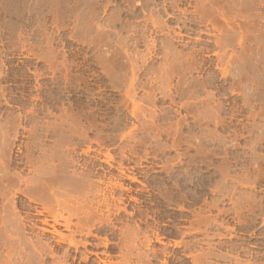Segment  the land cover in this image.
I'll use <instances>...</instances> for the list:
<instances>
[{
  "label": "rangeland",
  "instance_id": "1",
  "mask_svg": "<svg viewBox=\"0 0 264 264\" xmlns=\"http://www.w3.org/2000/svg\"><path fill=\"white\" fill-rule=\"evenodd\" d=\"M74 257L264 264V0H0V263Z\"/></svg>",
  "mask_w": 264,
  "mask_h": 264
},
{
  "label": "bare ground",
  "instance_id": "2",
  "mask_svg": "<svg viewBox=\"0 0 264 264\" xmlns=\"http://www.w3.org/2000/svg\"><path fill=\"white\" fill-rule=\"evenodd\" d=\"M100 190V189H99ZM97 193V192H96ZM101 194V193H100ZM98 195V194H97ZM98 197H100V199H94L93 201H91V206H94L95 207V209L96 210H98L99 212H101V213H104V211L106 210V212L108 213V215H109V213H110V206H111V203H110V198H108L107 196H105V195H103L102 197H101V195L99 196L98 195ZM59 199V198H58ZM65 202H63V204H64ZM59 205H60V201H59ZM92 210H93V208H92ZM69 211V210H68ZM95 211V210H94ZM94 211H92L93 213H94ZM90 213V212H89ZM92 214V213H91ZM97 214H99V213H97ZM100 215V214H99ZM98 220H99V217L97 218ZM101 221V220H100ZM70 225H71V222L70 221H67V224H66V227L67 228H70ZM83 226V225H82ZM65 227V228H66ZM66 228V229H67ZM42 229V231H49V230H47L46 228H41ZM54 230L52 231V233L54 232V233H56V234H59L61 237H62V239L65 237V235H63L62 234V232H59V230H57L56 229V227L54 226V228H53ZM71 230V229H70ZM69 230V231H70ZM90 231V230H89ZM51 232V231H50ZM73 233V232H72ZM44 234V233H43ZM73 235V234H72ZM41 236V235H40ZM66 237H69V236H66ZM71 237V236H70ZM41 238V237H40ZM73 238V237H72ZM42 239V238H41ZM41 239H39V242H40V240ZM68 239V238H67ZM59 240V239H58ZM57 240V241H58ZM65 240V239H64ZM63 241V240H62ZM31 242V241H30ZM37 242V241H36ZM44 242V241H43ZM70 243H74V241H72V240H70ZM86 244H88V243H86ZM32 245H33V247H34V249H35V251H37L38 253H41V251H42V248H44V247H42V244L41 245H38V244H36V243H32ZM46 245H48L49 247H50V249H52V247L49 245V243H46ZM76 247H77V244H74ZM45 246V245H44ZM84 258V257H83ZM82 261H84V262H89V257L88 256H86L85 255V258L82 260ZM66 263L65 264H75V262H76V258L74 257L71 261H69V260H66L65 261ZM96 264H101L102 262H100V261H96L95 262ZM0 264H5V263H0ZM6 264H13V263H11V262H9V263H6Z\"/></svg>",
  "mask_w": 264,
  "mask_h": 264
}]
</instances>
